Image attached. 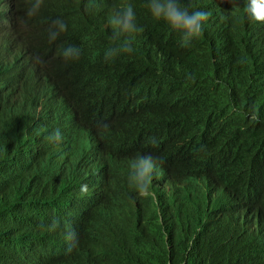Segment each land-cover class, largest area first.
<instances>
[{
  "label": "clouds",
  "instance_id": "9594fccd",
  "mask_svg": "<svg viewBox=\"0 0 264 264\" xmlns=\"http://www.w3.org/2000/svg\"><path fill=\"white\" fill-rule=\"evenodd\" d=\"M211 1L217 5L216 0ZM103 2L112 6V13L106 22L95 27L94 33L101 37L99 45H105L106 60L120 52L133 51L132 45L137 41L135 33L139 30L135 20L138 3L153 19L165 23L152 28V33L177 44H182V40H199L207 17L206 11L193 10L194 3L190 0H0V49L10 28L20 52L44 71L40 80L49 82L56 96L68 105L78 125L92 131L104 155L97 163L103 170L101 187H96L94 178L75 176L69 169L43 161L46 159L45 137L52 147L65 148L60 141V131L66 132L65 124L51 118L50 112L41 120L25 111L28 106L25 95L35 84L36 73L30 65L17 67L18 62L10 61L0 50V130L21 143L20 146L8 143L0 135V231H14L7 236L0 233V264H150L148 257L133 244L136 242L122 241L140 225L148 226L145 239L155 258L149 257L151 264H202V255L206 256L208 264L222 255L233 259L229 264H264L262 260L249 258L250 255L264 257V239L211 217V213L223 218L241 215L244 224L261 232L260 222L252 217L250 210L253 207L264 217V210L258 204L250 202L208 171H189L176 177L168 165L143 152L107 158L102 134L80 115L72 98L49 76L43 61L28 45L29 29L36 20H47L48 39L55 40L65 30L64 22L73 19L71 15L80 10L97 13ZM218 6L241 7L254 27L255 36L264 39V0H222ZM8 7L10 19L6 14ZM116 43L120 44L115 46ZM59 55L71 60L78 58L80 50L69 44ZM251 63L249 77L261 79L264 62ZM41 94L48 97L46 92ZM38 98L34 95V100ZM51 99L56 101L57 98ZM28 114L36 128L35 134L29 127ZM63 114L70 125L69 114ZM69 143L80 164L94 170L93 154L78 129ZM37 154L42 158L26 161L27 157ZM153 159L166 169L176 186L178 198H170L163 204L154 192L152 178H157L162 189L159 179L166 176L158 174L160 166L154 165ZM207 174L245 209L232 208L229 213L223 196H219L220 201H213L205 186ZM163 189L166 191V187ZM104 204L105 212L102 210ZM165 209L172 224L168 229ZM58 215L62 217L57 218ZM57 229L66 236L74 234L76 242L62 243ZM60 250L61 253H57Z\"/></svg>",
  "mask_w": 264,
  "mask_h": 264
},
{
  "label": "trees",
  "instance_id": "16d2710c",
  "mask_svg": "<svg viewBox=\"0 0 264 264\" xmlns=\"http://www.w3.org/2000/svg\"><path fill=\"white\" fill-rule=\"evenodd\" d=\"M190 1L193 10L207 12L199 40L177 44L155 36L151 29L165 23L138 3L133 51L106 60L105 45H99L101 37L94 32L107 21L112 6L101 3L97 13L71 15L55 40L48 39L47 20H36L27 43L80 115L102 134L107 158L143 152L168 165L176 177L208 171L264 210V71L261 79L249 77L251 62H264V39L255 36L241 7L218 6L222 0L217 5ZM69 44L79 48L78 58L59 55ZM56 98L62 112L73 118L68 105ZM78 130L87 144L89 129ZM205 186L217 201L219 196L230 198L223 187L227 194H213L221 185L208 174ZM250 210L261 232L246 224L239 230L264 239V217ZM147 231V225H140L122 241L136 242L151 264ZM13 232L0 231L5 236ZM201 260L208 264L205 255ZM232 260L222 255L209 264Z\"/></svg>",
  "mask_w": 264,
  "mask_h": 264
},
{
  "label": "bare ground",
  "instance_id": "6f19581e",
  "mask_svg": "<svg viewBox=\"0 0 264 264\" xmlns=\"http://www.w3.org/2000/svg\"><path fill=\"white\" fill-rule=\"evenodd\" d=\"M8 2H10V0H6ZM105 3V2H103ZM7 17L10 19L11 17V11L8 7L7 11H6ZM2 51V53L8 57V59L11 60H16L17 63V67L23 68L26 65H30L32 67V69L35 71V84L31 87V89L29 91H27L26 95H25V99L26 102L28 104V106L25 107V111L27 113H30V116L36 118H39L41 120H43V115L47 112H50L51 116H53L56 121L59 123H64L65 124V129L66 132L60 131L61 133V142L65 145V148L63 149H59V148H54L51 145H49L48 141H47V137H45L44 141H45V148H43L44 150V155L46 159H43L44 162H46L47 164L54 166V167H58V168H62V169H69L75 176H84L85 178H94L95 181V185L96 187H101L102 184V174H103V170L102 168H98V161L102 160L104 158V155L100 149V146L98 145L96 139L94 138L93 134L91 133V131L87 130V144L86 146L91 150V153L93 154L94 157V170H90L88 168V165H82L79 162V158L76 156L74 149L71 147L69 141L72 140L73 136L75 135V129H82V127L80 125L77 124V122L75 121L74 118H71L70 116V120H71V124L69 125L68 122L64 119V114L62 112L61 106L58 104V102L52 100L51 98H56V94L54 93V91L52 90V87L50 86L49 82L47 80H40L41 77H44L45 73L42 70L41 67H39L33 60H31L27 55H24L20 52L19 49V45L17 43V41H15L13 39V35H12V31L9 29H7L6 31V38L2 41V48L0 49ZM11 50H16L14 51V53H11ZM22 55H21V54ZM17 56H16V55ZM24 81H21V84H23ZM1 85V84H0ZM18 90V92H20V90L18 88H16ZM36 90H39V93L36 92ZM47 90V91H46ZM36 93V94H32V93ZM42 92H46L48 97H42L41 93ZM34 95L38 96V100H34ZM1 103V100H0ZM68 114V113H67ZM30 116L28 114L27 116V120H28V124L29 127L31 128V131L35 134V126L30 122ZM51 117V118H53ZM40 123V121H39ZM52 131H54V127H52ZM63 133V134H62ZM0 135L1 138L5 141H7L8 143L11 144H17V145H21L20 141H18L15 137L13 136H7L4 133H1L0 130ZM64 137V138H63ZM34 138V136H33ZM38 140H42L39 137H36ZM67 139V140H65ZM59 145V144H56ZM42 155L41 154H37L35 156H31V157H27L26 161H35L37 159H41ZM154 160V165L155 163H157V159H153ZM156 160V161H155ZM73 161L75 162V164H73ZM159 165V164H158ZM160 167L157 169L158 174L162 176V173H164V175L166 177H163L164 179H159L160 181V186H162V189L159 187V182H157V178L156 180L152 178L151 181V185L153 187L154 192L158 195V198L160 199V201L164 204L166 203L170 198H178V196L176 195V186L174 184V182L168 177V173L166 171V169L162 166L159 165ZM7 176V174H5ZM23 182H26V179L23 178ZM163 187H166V191L165 189H163ZM167 188H168V193H167ZM213 194L215 195H221V194H227L226 191L222 188V186H220L216 191L213 192ZM213 201H217L215 199L214 196H211ZM220 201V200H218ZM226 207L228 208V212L230 213L232 208H237L238 210H244L245 208H243V206H240L239 204H237L236 202H234L231 198H226ZM102 210L104 211V208H102ZM252 212V211H251ZM165 213H166V218H165V226L166 228H170L172 227L171 224V220H170V214L168 212L167 209H165ZM210 214V213H209ZM62 217V215H58L57 218ZM211 217H213L214 219L219 220L220 222H225L227 223L230 227L234 228V229H239L240 227L243 228V226L245 225L242 221H241V215L238 216H234V217H230V218H223L221 216H219L217 213H211ZM254 219H256L255 217H253ZM257 231V230H255ZM56 232L58 233L59 238L61 239L62 243H71L74 244L76 242V237L74 234H71L70 236H66L64 235L59 229L56 230ZM62 246L64 247V245L62 244ZM64 252V251H63Z\"/></svg>",
  "mask_w": 264,
  "mask_h": 264
},
{
  "label": "water",
  "instance_id": "95a60500",
  "mask_svg": "<svg viewBox=\"0 0 264 264\" xmlns=\"http://www.w3.org/2000/svg\"><path fill=\"white\" fill-rule=\"evenodd\" d=\"M6 93H7V91L4 90V94H6ZM103 208H104V209L107 208V207L105 206V204H104ZM105 211H106V210H104V212H105ZM57 253H61V250H60V252H57Z\"/></svg>",
  "mask_w": 264,
  "mask_h": 264
}]
</instances>
